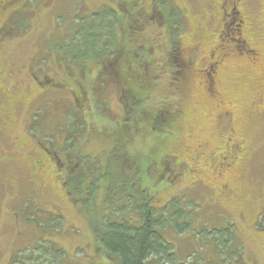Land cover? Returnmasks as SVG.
Masks as SVG:
<instances>
[{
	"label": "rangeland",
	"instance_id": "374dc122",
	"mask_svg": "<svg viewBox=\"0 0 264 264\" xmlns=\"http://www.w3.org/2000/svg\"><path fill=\"white\" fill-rule=\"evenodd\" d=\"M28 1L34 12L28 17H31V22L24 19L21 26L24 31L18 35L13 32L0 47V87L6 89L5 93L0 91V157L6 155L9 158L8 162L0 161V264H9L13 257L23 253L27 254L19 257L24 262L17 264H113L104 251L99 249L93 227L95 222L99 223L107 215L122 209H128L127 212L132 213H125V218L138 217L136 211L127 207L128 201L126 200L125 206L120 205L116 210L108 203L107 186L101 181L97 185L93 184L97 188V195H94L89 206L86 207L85 202L75 205L65 195L64 189L51 185L48 177L36 175L29 160L30 151L42 152L38 147L39 142L45 148L51 140V136L47 134V139L41 140L43 134L40 131L43 129H50L48 134L51 132L57 136V152L69 147L65 130L67 133L77 119L71 117V90L64 79L71 77L69 75L73 73L76 90L82 85L76 83L75 79L88 81L89 85L91 73L95 70L91 61L72 63V55L64 51L58 53L54 44L55 41L63 42L69 28L78 31L83 12L92 13L91 11L99 8L97 4L102 0H90L83 7L76 5L81 0ZM143 1L148 9L155 4L158 8L163 6L167 15L171 8H176L181 15L179 48L183 59L181 56L176 58V54L178 65L173 73L176 84L172 88V101L179 107L182 115L174 124L176 130L172 140L163 139L159 145L154 146L153 137H142L139 132V137H136V142L130 147L133 152L130 160L138 163L145 183H155L158 193L154 195V207L157 212L166 214L170 201L175 200L177 208L191 213L186 220L192 219V232L179 234L170 225L165 233L183 263L222 264L218 252L213 251L209 241H203L198 233L194 235L193 232H200L203 228L208 231L227 228L230 223L236 228L237 238L244 245L246 264H264V57L258 67L249 68L241 61L234 62L233 65L237 68L229 69L220 76L219 90L229 106L219 111L217 102L211 100L199 85L202 80L194 77L193 72L190 73V64L198 69L201 63L210 61V54L216 48L219 54V46L227 54L234 46L233 42L239 38L228 31L230 20L227 19L224 23L229 27L222 33L223 41H219L218 32L222 31L218 28L219 15L215 21L219 8L215 3H219L218 0ZM241 1L248 17L251 16L254 27V32L248 37V44L255 46L264 55V0ZM79 7L84 9L83 12ZM76 14L77 20L72 17V21L70 17ZM215 27L216 34L213 35L210 32ZM62 55L66 62L62 61ZM229 60L232 59L228 57L227 61ZM162 63L160 62L161 65ZM161 67L163 66H158L157 79L162 77L160 84L163 88L167 82L171 84L173 74ZM85 72L87 73L84 74ZM46 74L51 76L48 79L57 78L61 85L56 83L54 89L41 95L40 89L32 80L42 84ZM115 91L116 88L107 93L110 98V114L103 103L97 105L98 114L93 112L96 110L93 103L91 106L87 104L84 110L78 107L74 111L77 115L79 112L87 122L83 123V133L75 143L72 154H91L100 167L106 166L109 158L112 161L115 155L118 157L120 154L114 148L117 139L112 136L111 126L124 117V108L120 104V96H115ZM158 92L163 93L159 89ZM165 94L164 89V95L154 98L156 105ZM16 99L18 104L9 106ZM10 107L15 111L13 116L7 110ZM38 107H41L42 115L37 124L39 129L35 128L36 140H32L27 127L34 123L33 111ZM79 127L77 124L76 128ZM229 127L249 148L247 155L244 151L237 155L236 151L227 149V140L231 138L228 134ZM119 149L124 152V149ZM225 149L227 154L220 156L219 153ZM231 152L236 155H229ZM227 155L229 157L224 159ZM244 155L247 160L243 162L241 158ZM236 156L240 158V163L233 161L237 159ZM160 162L165 169L163 173L155 170L156 167L159 169ZM113 164L112 161V167ZM227 165L233 168L230 169ZM96 176V180L101 178L102 169ZM139 185L140 183L135 187L136 190H139ZM132 204H135L134 208L138 207L137 200ZM92 210H95L96 217H92L95 215ZM167 219H170V215ZM51 248L56 255L58 251L65 255L55 256L53 260ZM238 254L236 259L241 258V254ZM223 256L225 259V255ZM226 261L229 264L230 259L226 258Z\"/></svg>",
	"mask_w": 264,
	"mask_h": 264
},
{
	"label": "trees",
	"instance_id": "16d2710c",
	"mask_svg": "<svg viewBox=\"0 0 264 264\" xmlns=\"http://www.w3.org/2000/svg\"><path fill=\"white\" fill-rule=\"evenodd\" d=\"M89 1L81 0L76 2V5L83 7ZM143 2V0H102L97 4L99 8L94 9L89 14L83 12L84 9L79 7L84 16L80 17L81 22H79L78 31L69 28L68 34L63 37L62 44L55 41L54 45L58 53L64 51L66 54L72 55L70 61L74 63H90L91 61L90 64L93 63L94 65V73L98 72L97 81L93 83L94 86L88 93L89 106L93 103L96 108L93 112L97 113V105L103 103L110 114V98H108L107 93L114 88H116L115 96H120V104L124 108V117L121 121L112 126L110 122L112 136L117 139L114 148L120 153L118 157L114 156L113 167L110 158L106 166L100 167L97 165L98 161L92 159L91 154H76L73 160L74 165L71 166L67 173L68 176L65 178L64 190L75 205H81L85 202L87 207L93 201L94 195H97V188L93 184L96 183L97 185V183L103 182L107 186L106 194L109 195L106 197H108L110 205L115 209L120 208V205L125 206L127 200L128 203L126 204L129 210L136 211L135 213L138 215L136 218L130 216L125 218V213L129 215L132 213L127 212L128 209L126 211L122 209L117 213L115 211L107 215L101 222L94 223L93 228L99 241V249L104 251L113 264H185L179 257L175 246L168 241L165 233L170 225L179 234L192 232V219L186 220L187 215H191V213L182 208H177L178 203L175 200L170 201L171 203L165 211L166 214L157 212L154 207V195L158 193L155 189V183L149 181L145 183L140 175L138 163L134 157V162L130 160V155L133 154L130 147L136 142L139 132L142 133V137L144 135L153 137L154 146L159 145L163 139L172 140L176 130L174 124L182 115L179 107L174 105L172 101L174 100V89L172 88L176 84L173 73L176 65H178L176 58L181 56L179 48L182 27L180 26L181 15L176 8H171L168 9V15H170L168 18V15L163 11V6L158 8L154 4L152 8L148 9L143 5ZM153 2L155 3L154 0ZM23 4L27 5L28 12L23 9L20 19L23 18L22 22L24 19L30 21L31 17H28L31 15L29 13L31 4L28 0H24ZM183 13L181 10V14ZM184 16H182V24ZM72 17L77 20V14L71 16L70 19ZM72 21L71 26H73ZM175 25L180 28L178 29ZM23 31L21 28L20 32ZM80 42H84V44ZM61 59L64 62L67 61L63 55ZM160 62H163L162 65ZM158 66H163L161 67L162 70H170L173 74L171 84L167 82L163 88L161 87L162 77L157 79ZM158 89L163 93L159 94ZM164 89L166 96L156 105L154 98L157 95H164ZM74 111H76L75 108H72L71 117L77 120L67 133L64 129L65 139L69 138L67 140L69 147L65 149L69 156V152L72 153L75 143L81 138L84 130L83 123L87 122V119L84 120L79 112L77 115V112ZM33 112L32 120L34 123L31 124L30 129L27 127L32 140L35 139V128L39 129L37 124L40 123L39 118L42 115L41 107L35 108ZM14 114L12 113V116ZM100 117L103 116L100 115ZM77 124H79V128H76ZM48 131L50 129L40 131L43 134L41 140L47 139L46 134L50 135L51 140L47 142L51 145L49 151L52 149V152L56 153L57 136L51 132L48 134ZM38 144V147L44 151L49 148L48 146L44 148L40 142ZM119 148L124 149V152ZM29 153V160L33 164L36 154L34 151ZM166 157L171 158L168 155ZM0 158V161H9L6 155ZM171 159L173 160V158ZM128 166L129 168L125 170ZM162 166L163 164L160 162L159 169L156 167L155 170L160 173L161 171L162 173L165 172ZM101 169L102 176L96 180V175L98 172L100 174ZM139 183V190H136L135 187L137 188ZM135 200L138 204V207H135L136 210L135 204H132ZM120 212L121 216H119ZM95 213V210H92V214ZM96 215L92 217H96ZM169 215L170 219L168 220L167 216ZM184 218L185 221H182ZM235 230L234 225L228 223L227 228H215L213 231L203 228L200 232L194 231L193 234L198 233L203 241L204 239L209 241L208 244L213 246V251L218 252L217 255L221 258L222 264H228L226 258L230 259L229 264H246L243 254L244 245L237 238ZM238 253L241 254L240 259H236ZM26 254H18L17 257L15 256L9 261V264H17L21 261L23 263L24 259L22 260L21 257ZM50 254L53 260L55 256L65 255L62 251H58V255H56L52 248ZM223 255H225V259L222 258Z\"/></svg>",
	"mask_w": 264,
	"mask_h": 264
},
{
	"label": "flooded vegetation",
	"instance_id": "af4514ba",
	"mask_svg": "<svg viewBox=\"0 0 264 264\" xmlns=\"http://www.w3.org/2000/svg\"><path fill=\"white\" fill-rule=\"evenodd\" d=\"M219 3H215L218 5V10H217V16L215 17V21L218 19V15L220 17L219 19V25L218 28H221L222 31L218 32L219 36V41L222 40V33H225L227 31L229 25L225 24V20H230V29L228 31L232 32V34L238 36L239 38L235 40L234 46L231 47L230 51L226 54L223 52V49H221V46H219V54H217L218 49L216 48L215 52L210 54V61H207V63H201L199 65L200 67L198 69H195L194 64H190V73L193 76L197 77L199 80H202V82L199 84L202 87L203 91H206L207 96L213 100L216 101L218 106L217 110H225L229 106L228 103H225L223 95L221 90H219V86L221 83L220 76L223 73H226L229 71V69H236L233 65L234 62H243V64L249 68L251 67H258L260 63H262L264 55L262 52H260L259 49L254 48L252 44L249 43L248 37L250 36L251 32H254V27L252 23V18L251 16L248 17L247 12L244 10V3L241 0H218ZM27 6V5H26ZM25 4H23L22 0H0V47L3 45V42L7 39V37L12 36V34L18 33L21 30V24L22 22V17L20 19V14L22 15V10L24 9L26 12H28L27 7ZM30 10V14H33V10ZM20 19V20H19ZM238 24V25H236ZM237 28V29H233ZM14 32V33H13ZM213 33V35L216 34V27L215 29L210 32ZM256 34V33H255ZM210 35V34H209ZM212 36V35H210ZM209 36V37H210ZM207 41L209 39L207 38ZM217 55V56H216ZM244 56L245 58H243ZM231 58L232 60L227 61V58ZM69 63H71L69 61ZM74 63V62H72ZM76 63V62H75ZM74 63V64H75ZM78 63V62H77ZM88 72V70H87ZM85 72L84 74H86ZM71 77H68L67 79H64L66 83H68V88L71 90V99L69 101V104L73 108H81V109H86L87 104L89 105L88 101V91L91 90L94 86V82L97 81V73H91V81L88 85V81L84 82L83 80L75 79L76 83H80L82 86L78 89H74L77 85L74 84V78L73 73H70ZM47 77V78H46ZM46 77H43L44 82L38 83L35 80H32L33 83L36 85L38 90L40 89V94L44 95L45 93H48L50 90L54 89L56 87V83H58L57 78H50V75L46 74ZM85 77V75H84ZM61 80V78L59 79ZM60 84V83H58ZM61 85V84H60ZM0 91L2 93L6 92V89L3 87H0ZM264 99V95H263ZM13 104H18L16 100L11 101L9 103V106H12ZM81 106V107H80ZM216 109V108H215ZM7 110H9L10 114L15 113L11 109V107ZM31 127V125H29ZM232 127V126H231ZM229 127L230 134L228 131V134L231 136L229 140H227L226 147L227 149H230L231 151H236L237 155L238 153L242 154L244 151V154L247 155L249 148L246 146L244 141L242 142V139H238L237 134L234 133V130ZM232 131V132H231ZM48 144V149L45 151L42 150V152H37L34 151L35 158L33 162V169L35 170L36 175L39 177H48L49 182L53 186H60L61 189L65 188V179L64 177L68 176V171L71 168V166L74 165V156L71 152L70 156L68 153L65 152V149L61 152H52V149L49 151L51 148V145ZM227 150L221 151L219 153L220 156H223V154H227ZM60 153V155H59ZM229 154V153H228ZM234 155H236L233 152ZM232 152L229 155H233ZM229 155L225 156L229 157ZM243 156L241 159L246 161V156ZM58 157V159H57ZM237 157V156H236ZM244 158V159H243ZM233 160V159H232ZM237 162H241L240 158L237 157L236 160ZM232 161V162H233ZM31 163V162H30ZM237 164V163H236ZM228 168L232 169L233 166L227 165ZM65 195L66 191H65ZM69 197V196H68Z\"/></svg>",
	"mask_w": 264,
	"mask_h": 264
}]
</instances>
